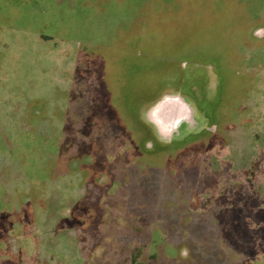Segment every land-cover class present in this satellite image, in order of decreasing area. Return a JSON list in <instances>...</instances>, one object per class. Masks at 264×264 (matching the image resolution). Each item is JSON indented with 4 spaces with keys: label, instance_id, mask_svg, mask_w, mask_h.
Segmentation results:
<instances>
[{
    "label": "rangeland",
    "instance_id": "1",
    "mask_svg": "<svg viewBox=\"0 0 264 264\" xmlns=\"http://www.w3.org/2000/svg\"><path fill=\"white\" fill-rule=\"evenodd\" d=\"M1 1L33 33L116 31L124 99L136 71L192 109L159 141L0 124V264H264V0Z\"/></svg>",
    "mask_w": 264,
    "mask_h": 264
},
{
    "label": "crops",
    "instance_id": "2",
    "mask_svg": "<svg viewBox=\"0 0 264 264\" xmlns=\"http://www.w3.org/2000/svg\"><path fill=\"white\" fill-rule=\"evenodd\" d=\"M1 2L0 16L6 17H0V111L7 120L0 124L125 126L136 141L146 142L190 121L192 108L181 92L145 95L136 89V71L134 89L124 99L119 70L129 49L113 37L116 31L100 38L99 22L85 19L71 37L33 33L30 24H16L15 11ZM122 24L111 26L120 31Z\"/></svg>",
    "mask_w": 264,
    "mask_h": 264
},
{
    "label": "trees",
    "instance_id": "3",
    "mask_svg": "<svg viewBox=\"0 0 264 264\" xmlns=\"http://www.w3.org/2000/svg\"><path fill=\"white\" fill-rule=\"evenodd\" d=\"M3 17L5 18L6 16H3ZM4 18H3V19H4Z\"/></svg>",
    "mask_w": 264,
    "mask_h": 264
}]
</instances>
